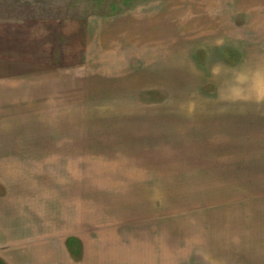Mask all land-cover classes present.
Instances as JSON below:
<instances>
[{"label": "rangeland", "instance_id": "1", "mask_svg": "<svg viewBox=\"0 0 264 264\" xmlns=\"http://www.w3.org/2000/svg\"><path fill=\"white\" fill-rule=\"evenodd\" d=\"M161 3V12L167 14L169 24L179 20L184 25V32L178 37L183 39L184 49H195V56L203 62L205 56L197 55V48H204L192 42L197 36L193 23L208 21L211 11L216 9L214 5L222 19L232 10L244 9L241 13L249 14L250 20H245L247 24L235 27L236 34L261 29L264 32V0H0V19H34L36 26L39 21L41 28L52 31L59 47L74 42L79 29V33H83L88 26L93 27L98 17L155 14L159 13ZM140 26L144 29L143 23ZM64 31L68 33L67 38ZM204 32L207 37H202V43L209 45V32L201 31L200 34ZM27 50L32 53H26ZM24 53L25 68L34 66L39 57L35 49H25ZM164 54L163 61L167 63L144 68L143 77L154 79L165 71L171 75V67L177 63L170 52ZM5 56L8 54L0 51V67L2 63L6 67ZM40 56L48 58L46 61L53 65H70L80 57L73 51L62 53L61 49ZM233 56L236 61L231 63L236 64L245 53ZM178 61L183 73L179 64L176 91L147 90L143 93L145 108L168 111V116L157 119L126 114L143 109L136 99L97 100L96 95L102 99L106 94L99 91L101 88L96 90L94 66L85 70L88 77L84 84L86 99L70 102L68 116H63L67 102L42 101L46 104L42 105L44 112L39 114L35 111V101H22L20 96L13 102L0 100V196L8 197L7 204L11 202L20 208L18 213L8 214L12 220L4 229L0 226V237L26 238L35 232L39 237L62 238L70 256L79 261L84 253L83 239L95 238L113 225L115 234L123 239L130 238L134 242L142 239L148 243L161 240L168 244V254H163L159 260L152 257L147 264H264V102L257 97V94H264V88L244 86L240 79L229 89L206 84L205 92L210 98L220 91L239 94V99L249 95V104L246 101L238 104L246 105L250 113L249 118H243L249 121L250 130L246 135L248 148L235 151L239 155L234 156V161L240 165L247 163L240 175L234 171L233 180L229 178L231 172L229 176L202 175L197 171V159L201 157L200 163H205L202 168L205 172H209L212 159L208 150L207 155L197 150V113L190 111L192 107L197 109V79L189 80L192 65L186 55ZM240 67L234 72H242ZM205 72L206 75L211 72L209 61ZM24 73H31V70L28 68ZM181 73L186 82L181 83ZM30 81L33 85H27ZM120 83L119 80L110 81L106 89L124 96ZM34 84L35 79L25 78L21 87L10 88L25 95L35 94ZM4 89L0 87V93H4ZM164 98L168 101H156ZM54 104L65 105L64 109H56L62 116L53 115ZM233 108L236 112L235 104ZM63 120L68 124L66 131L59 128ZM152 120L154 122H150ZM240 135L236 131L233 133L235 139ZM148 160L149 164L144 165ZM64 163L72 165L69 172V166ZM47 178L54 180L56 187H49L53 183ZM63 178L72 181L63 183ZM53 188L57 191L52 194L49 189ZM72 191L71 206L57 207L54 213L42 211L47 205H58L61 193L68 197ZM76 194L80 197L74 196ZM59 221L61 225L54 229L53 223ZM226 226L229 228L227 234ZM215 228L219 244H223L216 249L208 238H202L208 237ZM16 231L17 234H12ZM69 236L82 240L74 241L71 246L66 241Z\"/></svg>", "mask_w": 264, "mask_h": 264}, {"label": "crops", "instance_id": "2", "mask_svg": "<svg viewBox=\"0 0 264 264\" xmlns=\"http://www.w3.org/2000/svg\"><path fill=\"white\" fill-rule=\"evenodd\" d=\"M164 4L167 6L166 3ZM162 6L161 3L159 13L155 12V14L127 13L98 17L95 21L96 25H93V27L88 26V29L83 33H79V29L74 42L69 41L66 46L59 47L55 44L52 31L41 28L39 21L36 26L34 19L24 20L23 18L14 17L0 19V51L3 54H8V56H5L6 67L3 63L0 67V87L6 88L4 93H0V100L13 102L20 96L22 101H35L37 104L35 111L39 114L44 112L42 105L46 104L42 101H49L50 103L67 102L66 109H64L65 105L57 106L54 104V112L52 113L53 115L62 116L56 110L62 107L64 109L63 116H68L71 112L70 102L86 99L87 93L84 84L88 77L85 70L88 66H94L96 90L101 88L99 91L106 94L102 99H99L96 95L97 100L117 102L136 99L143 109L130 111L126 114L135 117L138 115L145 119H157L163 115L168 116V111L160 110L162 108L158 110L145 108L142 104L143 93L147 90L162 91L163 93H167L168 90L171 93L176 91L178 87L175 84L178 80L179 64L180 72H182V66L178 58L180 59V57L186 55L192 65L190 71L192 76L189 80L193 82L195 77L197 79V109L192 107L190 110L197 113V150L203 151V153L200 152L201 155H207L206 151L208 150V156L212 159L209 163V172L203 171L202 168H205V163H200L201 157L197 159V171L202 175L213 173L218 174V176L222 174L229 176L228 174L231 172L229 178L233 180L234 171H237L240 175L244 171V165L247 164L245 162L240 165V163L235 162L234 156L239 155L235 151L248 148L246 142L248 137L246 135L250 130L249 121L246 119L249 118L250 113L246 109V105L238 104V102L246 101L249 104L251 100L249 95L239 99V94L222 93V91L219 94L217 93L214 98H210L209 94L205 92L207 91L205 86L211 84L216 87L224 86L228 88L235 85L237 79H240L241 82H247L243 83L244 86H261L264 84V32L261 29V31L253 30L249 34H236L235 27L238 28L237 25L239 24L242 26L247 24L245 20L249 19V14H244V11L241 13L244 9L238 12L232 10L231 13L229 12L226 15L225 19H222L221 16H218L217 6L214 5L216 9L211 11L208 21L200 20L193 23L195 29L197 27V33L195 34L197 36L193 38L192 42H195L197 47L200 45L204 48H197V55L200 53L205 56L203 62L200 57L195 56V49H184L183 39L179 40L178 38L179 33L184 32V25H181L179 20L171 21L169 24L167 14L161 12ZM47 23L49 22H45V24ZM142 23L144 29L140 26ZM120 24L122 25L120 26ZM259 27L257 29H260ZM199 31L209 32V45L202 43V37L207 36L205 32L200 34ZM63 34L67 38L66 34L68 33L64 31ZM25 49H35V54L39 55L35 65L28 66L31 73H24L25 70H28L22 61ZM55 49H61L62 53H64V50L67 53L73 51L80 55L79 60H76L73 64L69 63L70 65H53L46 61L48 58H41V53L42 55L44 53L52 54ZM166 52H170L174 62L177 63V66L174 64L171 67V75H168L164 70V75L157 74L158 76L154 79L148 78V76L143 77L142 71L144 68H152L157 63H167L163 61ZM26 53H32V51L27 50ZM238 53H245V56L236 64H232L236 61L233 54ZM208 61L211 64V72L206 75L205 69H207ZM238 64L241 66L239 71L242 72L237 74L234 71L238 70ZM255 70L256 73H254ZM182 73L180 74L181 83L186 82ZM25 78L35 79V94L25 95L14 89L15 92H13L10 88L13 86L21 87L25 82ZM118 80L121 82L122 89L127 96L116 94V92H108L106 89L108 82ZM26 83L27 85H33V81ZM261 95L264 94H257V97L259 101L264 102L260 99ZM22 96H25V98ZM165 99L156 101H168V99ZM193 103L195 104V100ZM234 104L236 112L233 108ZM162 106L160 105V107ZM115 115L117 114L115 113ZM117 117L120 118V116ZM244 117H246V121L243 120ZM150 122H154V120ZM59 124V128L64 131L68 129L66 120L59 122ZM127 131L129 132V130ZM235 131L241 134L236 139L233 137ZM149 162L150 160L145 162L144 165H148ZM64 165L69 166V172L72 165L70 163H64ZM161 170L163 169L161 168ZM77 179L78 181L84 180L83 178ZM47 180L49 183H53L49 187H56L54 180L52 181L50 178H47ZM66 181L71 182L72 180H64L63 183ZM62 188L65 191L64 184ZM49 190L52 194L57 191L54 188ZM72 193L73 191L70 192L68 197L61 193L58 205L51 207L46 203L47 207H42L44 208L42 211L54 213L57 211V207L67 208V206H71L69 200L73 196ZM74 196L80 197L78 194ZM7 200L8 197L0 196V226L2 229L7 227L5 225L8 221L12 220L8 214H16L20 209L18 206L12 205L11 202L7 204ZM60 203L62 206H60ZM35 210L36 208L33 211L35 212ZM33 215L35 214L33 213ZM32 219L35 220L34 216ZM61 223L62 221L55 222L52 227L57 229ZM109 229H111V232ZM115 229L112 225L111 228L103 229L95 238L85 237L83 239L84 253L79 261L70 256V251L65 246L62 238L55 236L39 237L35 236V232H33V236L26 238L8 239L6 236V238L0 237V264H135L136 262L147 264L152 260V257L159 260L163 254H168V244L161 242V240L148 243L140 239V241L134 242L130 238L123 239L117 233L115 234ZM225 230L227 234L229 228L226 226ZM21 232L24 233L23 230ZM209 233L208 237L203 236L202 238H208L214 249L223 245L219 244V235L216 228ZM12 234H17V231L12 232ZM81 240L77 236H69L66 239L67 244L71 246L74 241L80 242ZM157 256L159 257L157 258Z\"/></svg>", "mask_w": 264, "mask_h": 264}, {"label": "clouds", "instance_id": "3", "mask_svg": "<svg viewBox=\"0 0 264 264\" xmlns=\"http://www.w3.org/2000/svg\"><path fill=\"white\" fill-rule=\"evenodd\" d=\"M241 83L243 84V83H247V82H241ZM261 87L264 88V84H262ZM260 99L264 100V95H261Z\"/></svg>", "mask_w": 264, "mask_h": 264}]
</instances>
